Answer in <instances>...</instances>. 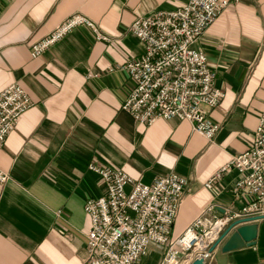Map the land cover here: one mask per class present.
Wrapping results in <instances>:
<instances>
[{
    "label": "crops",
    "instance_id": "obj_1",
    "mask_svg": "<svg viewBox=\"0 0 264 264\" xmlns=\"http://www.w3.org/2000/svg\"><path fill=\"white\" fill-rule=\"evenodd\" d=\"M186 1L0 0V92L15 84L32 102L0 147V170L9 177L0 185V264L82 263L90 228L83 206L104 194L89 164L146 185L172 172L185 178L171 239L210 204L221 214L251 200L231 196L235 170L206 183L249 148L264 111V0H224L228 6L197 43L224 94L208 112L220 126L212 141L186 121L147 126L122 109L131 85L120 67L144 53L129 26ZM73 15L91 21L107 41L78 26L31 57V45ZM255 223L253 247L222 253L220 244L212 264H264V219ZM165 251L152 247L143 264H157Z\"/></svg>",
    "mask_w": 264,
    "mask_h": 264
},
{
    "label": "built area",
    "instance_id": "obj_2",
    "mask_svg": "<svg viewBox=\"0 0 264 264\" xmlns=\"http://www.w3.org/2000/svg\"><path fill=\"white\" fill-rule=\"evenodd\" d=\"M224 0H187L172 10H158L136 18L128 28L142 44L144 53L120 67L130 82L122 109L135 122L151 125L159 120L186 121L192 131L212 141L220 130L208 116L218 107L223 92L214 88V71L196 46L207 28L228 6ZM85 26L101 41L107 38L91 21L73 15L46 37L31 45L37 58L74 28ZM114 69L109 68L108 72ZM32 106L18 85L0 92V147L20 116ZM98 175L104 194L85 201L89 218L86 257L81 264H143L152 247L165 246L157 264H212L210 251L220 235L236 220L264 216V111L259 115L249 148L233 157L206 183L235 170L238 178L230 186L235 200L251 197L238 211L217 212L210 204L177 238L170 239L171 226L183 202L188 181L168 173L151 184L136 181L120 170L88 165ZM9 180L0 170V185Z\"/></svg>",
    "mask_w": 264,
    "mask_h": 264
},
{
    "label": "water",
    "instance_id": "obj_3",
    "mask_svg": "<svg viewBox=\"0 0 264 264\" xmlns=\"http://www.w3.org/2000/svg\"><path fill=\"white\" fill-rule=\"evenodd\" d=\"M262 219H264V216L249 217L234 221L220 235L210 251H213L220 244H222V253L245 247H253L257 236V224L255 222ZM224 239L226 240L224 241ZM192 264H203V262L202 260H195Z\"/></svg>",
    "mask_w": 264,
    "mask_h": 264
},
{
    "label": "rangeland",
    "instance_id": "obj_4",
    "mask_svg": "<svg viewBox=\"0 0 264 264\" xmlns=\"http://www.w3.org/2000/svg\"><path fill=\"white\" fill-rule=\"evenodd\" d=\"M224 212H225V211H224ZM224 212H223V213H224ZM223 213H221V214H223ZM172 226H173V225H172ZM172 226H171V227H172ZM170 232H171V231H170ZM170 239H171V238H170Z\"/></svg>",
    "mask_w": 264,
    "mask_h": 264
}]
</instances>
